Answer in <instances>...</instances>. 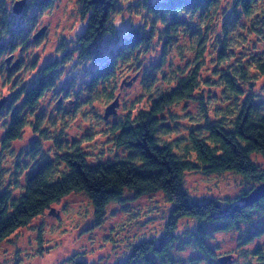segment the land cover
<instances>
[{"label": "trees", "instance_id": "obj_1", "mask_svg": "<svg viewBox=\"0 0 264 264\" xmlns=\"http://www.w3.org/2000/svg\"><path fill=\"white\" fill-rule=\"evenodd\" d=\"M55 2L26 0L23 11L15 13L7 0H0V57L4 58L0 59V75L15 88L0 108V115H6L7 125L1 146L7 147L21 137L28 114L34 117L35 123L31 122L33 129L44 139L51 137L49 130L40 128L44 116L32 111L47 91L59 85L64 62L74 52L80 60L95 63L89 69L91 79L84 90L89 102L105 97L112 100L110 105L116 104L113 91L107 89L120 63L132 60L137 63L138 55L149 51L156 38L162 41L163 57L159 64H153L152 67L155 72L161 71L163 79L169 83L167 89L157 88L154 92L152 86H145L148 107L137 109L136 112L129 110L122 119L112 123L110 132L114 136L115 146L126 149L125 156L120 159L88 164L86 154L77 148V144L74 150L67 151L55 137L52 139L57 149L52 159L39 150L38 143L33 144L32 154L43 156L44 160L28 174L19 196L14 197L12 188L2 189L0 182V243L73 192L84 191L87 194L99 221L111 202L130 198L128 193H132V198H139L161 190L173 205L166 224V234L157 241L148 239L135 245L120 264H163L169 259L174 264L171 249L176 238L173 234L169 237L168 232L173 233L175 221L182 217L197 222L195 230L188 235L197 255L192 256L188 264H228L230 255L217 254V247L209 244L212 233L229 232L250 222L254 214H264V193L260 192L263 188L260 186L264 184V169L253 159L254 155L264 158V101L258 100L253 90L258 76H264V52L250 56L245 64L241 61L227 70L215 69L213 75L216 80L213 82L202 81L199 70L212 33V24L207 25L206 21L217 13L220 0H136V14L139 15L141 5L144 8L143 16H140L142 23L130 28L127 38L114 49L111 48L108 58L103 51L95 48L94 37L103 35L102 29L107 27L110 22L108 18L116 12V8L105 4L104 0H79L80 12L87 20V30L85 35L76 36L72 51L69 49V53L64 52L62 59L56 57L39 66L30 83L12 80L11 72L25 64L23 56L30 45L39 40L34 38L32 32L40 15ZM259 2L232 0V13L226 16L221 25L222 39L218 42L221 48L216 56L219 65L233 56L228 54L232 42V39L229 42L231 37L228 35L240 18L251 22L245 30L253 28L255 33H261L255 24L260 25L262 18L252 14ZM231 17L234 22L228 25ZM182 36L188 38V49L180 45ZM173 48L187 61V66L176 67L169 63L172 66L167 76L161 66L167 62L166 56ZM16 52L20 53L21 58L19 65L14 67L18 61ZM185 54L188 55L187 59L184 58ZM100 62L101 65H98ZM38 63V58H35L25 66L36 67ZM252 69L256 74H251ZM238 79L243 83H238ZM245 83L250 87L248 91L244 87ZM204 84L219 87L221 91L219 96L213 97V101L220 98L219 106L214 108L215 118H211L207 112L200 92ZM196 93H200L198 99L202 117L195 118L193 122L198 123V126L189 129L185 144L181 140H166L165 137L173 132L168 122L169 112L181 101L195 100ZM227 171L236 172L246 183L253 184L250 189L241 192L236 204L232 205L234 199L192 200L184 184L185 173L214 174ZM3 172L0 160V179ZM263 233V226H256L246 234L244 240L249 243ZM242 254L247 258V264H254V260L264 264L262 245L243 250Z\"/></svg>", "mask_w": 264, "mask_h": 264}, {"label": "rangeland", "instance_id": "obj_2", "mask_svg": "<svg viewBox=\"0 0 264 264\" xmlns=\"http://www.w3.org/2000/svg\"><path fill=\"white\" fill-rule=\"evenodd\" d=\"M15 1L7 0L12 8ZM77 2L80 5L79 0ZM135 2L136 0H134ZM231 5L221 6L219 3V7L216 9L217 13L213 15L212 19L206 21L207 25L212 24V33L199 70L202 81L213 82L216 80L213 75L215 69L227 70L241 61L245 64L250 56L261 55L264 52V16H261L260 12H256L258 17L262 18L261 26L255 24L261 33H255L253 28L245 30L251 22H246L244 17L240 18L237 26L228 35L229 38L231 37L229 42L232 39L231 45L228 47V54L233 56L221 65L217 63V51L221 48V43L218 42L222 39L221 25L226 16L232 13ZM67 7L68 5H64V8ZM80 8L81 6L77 9L80 19L86 20L83 18ZM129 11L132 15H129L127 20L119 17L117 13V18L123 23L122 32L127 35L131 27L142 23L140 16L136 14L138 13L137 8L129 6ZM63 15L64 10L60 0H56L50 9L40 15L32 33L36 35L44 28L45 32L36 43L30 45L23 56L25 64L35 58H38L39 63L36 67L24 64L13 70L11 72L12 80H17L19 83L22 80L30 83V79L37 74L39 66L56 57L62 59L64 52L69 53L68 50L72 49L76 36L80 32L77 30L69 36L67 32L75 13L72 11L67 13V22L63 19ZM135 16H139V19H135ZM233 22L231 17L228 25ZM182 37L179 39L180 45L188 49V38L187 36ZM111 48L112 46L108 44L103 50V54L108 58ZM145 52L143 55H138L137 63L135 60L120 63L116 76L108 84L107 90L113 91L118 101V104L116 102L117 106L110 108V112L107 111V108L112 107L111 99L100 97L89 102L86 98L84 90L87 86L86 83L91 79V70L89 69L95 63L89 60H80L76 52L72 53L70 59L64 62L65 65L70 66L61 69L60 75L66 73L65 78L59 80V85L56 88L47 91L32 111L44 116L40 128L49 130L51 137L44 139L33 129L31 122L34 121V117L32 114L26 115V125L31 129L30 134L24 128L18 140L3 147L1 138L5 131L0 133V160L4 169L0 179L2 189L12 188L14 197L19 196L28 174L41 165L44 160L43 156L32 154L31 146L38 143L39 150L54 159L57 144L53 141V137L61 141V145L67 151L74 150L75 144H77V148L86 154L88 164H95L98 161H113L125 156L126 149L115 146L113 142L114 136L110 132L112 123L120 119L121 110H123L124 116L129 110L136 112L137 109H141L139 107L141 104L148 105L145 86L149 84L148 86H152V92H154L157 88L167 89L169 83L163 79L161 71L155 72L152 67L153 64L157 65L162 61V41L156 38L150 50ZM15 56L18 60L21 58L19 52H16ZM184 58L187 59L188 55L185 54ZM166 61L163 67L161 66V70H164L167 76L172 65L187 66V61L181 58L175 48L166 56ZM102 62L98 65H101ZM87 70L89 71L86 72ZM29 72H31L30 79L24 80L23 77ZM145 73L148 75L145 76ZM251 74H256V71L252 69ZM146 77L147 79H144ZM261 77L264 76H258L253 90L257 99L264 101V82L259 83V90H257V83ZM4 83L10 85L12 90L0 101H6L15 89L11 82L4 81ZM249 89L248 86L246 91ZM200 92L206 103L207 112L211 118H215L214 108L219 106L220 98L213 101V97L220 95L219 87H209L204 84ZM199 95L200 93H196L195 100L181 101L169 112L168 122L173 128V132L170 136L165 137L166 140H181L183 144L187 143L186 137L189 129L198 126V123L193 120L202 117ZM46 97L47 99H45ZM138 98H140L139 102L135 103ZM101 112H103L104 127H100L97 132L88 121L92 118L100 119ZM0 117H6V115H0ZM29 117H32L31 121H29ZM73 122H75V127H73ZM5 124L6 120L4 119L0 127ZM101 137L106 138L102 139ZM176 151L179 152V149L176 148ZM253 159L260 168L264 169L262 156L254 155ZM184 184L188 191L189 189H202V194L199 196H192L189 192L193 201L201 202L207 198L234 199L232 205L237 203L236 198L242 191L253 186L252 183H246L241 175L230 171L214 174L187 172L184 175ZM232 187L238 188L239 191L231 192ZM260 192L264 193V187ZM127 195L130 198H125L124 201L111 202L106 208L105 215L98 221L93 203L84 191L69 194L52 205L42 215L34 218L26 227L18 229L0 243V264H120L130 255L135 245L148 239L157 241L166 234V224L173 209V205L165 198L161 190L144 194L139 198H132L131 192ZM191 220L193 219L187 217L177 219L173 233L168 232L169 237L173 234L176 238L171 249V257L175 259L174 264H188L189 259L197 255L194 246L189 242L188 235L195 230L197 224L195 220V226L188 227L187 224ZM256 226L264 228V214H254L250 222L241 224L240 227L229 232L212 233L208 242L217 247V254L230 255L228 264H247V258L242 256L243 250H252L258 244L264 246V233L249 243L244 240L246 234L250 230H254ZM254 261V264H259L256 260ZM163 264L173 263L169 259Z\"/></svg>", "mask_w": 264, "mask_h": 264}, {"label": "clouds", "instance_id": "obj_3", "mask_svg": "<svg viewBox=\"0 0 264 264\" xmlns=\"http://www.w3.org/2000/svg\"><path fill=\"white\" fill-rule=\"evenodd\" d=\"M60 2H61L62 9L64 10L63 19L66 22L68 21L67 13L69 11H72L75 13L73 19L70 22L71 26L69 27L67 34L69 36H71V35H73V33L77 32V30H79L81 35H85L86 30H87V24H86V20L80 19V13L77 11V9L79 8L80 5L78 4L77 0H60ZM81 2H83V0H81ZM231 2H232V0H220V5L221 6H224V5L230 6ZM104 3L109 5V6L116 8L117 11L114 12L112 14V16L108 18L110 22L107 24V27L105 29H102L103 35H100L98 37H94V39H96L95 48L99 49L101 51H103L105 45H108V44H110L112 46V48L114 49L117 45V42L123 41L124 39L127 38V33L122 32L123 23L120 19L117 18V13L119 14V17H123L125 20H127L129 15H132L129 11V6H131L133 8L136 7L134 0H104ZM64 5H68V7L64 8ZM121 6H123V7H121ZM143 12H144V8H143V5H141V7L139 9V16H143ZM256 12H260L261 16H264V0H260V2L257 5H255L252 14L256 15ZM139 16H135L134 18L139 19ZM81 25H84V27H81ZM161 27H162V25H161ZM233 35H235V33H233ZM0 59H4V58L0 57ZM69 66L70 65H65L66 68ZM65 75H66V73L61 74L59 77V80H63L65 78ZM30 77H31V72L25 74L23 79L27 80V79H30ZM249 78H250V74H249ZM237 82L243 83V81H240L239 79ZM260 82H264V77H261V80L258 81L257 90H259V83ZM244 87L247 88L246 83L244 84ZM11 90L12 89H11L10 85H6L4 83L3 77L0 76V99H3L4 97L8 96L10 94ZM45 99H47V97ZM18 102L19 101H17V103ZM139 107L147 108L148 105L147 104H141ZM119 118H121V119L123 118V110L120 111V117ZM4 119H6V117H0V125L3 124ZM28 119H29V121H31L32 117H29ZM88 123H90L92 125V127L98 132L100 127H104L103 112L100 113V119L92 118L88 121ZM6 127H7V125L0 127V133H3L5 131ZM57 127H59V126H57ZM73 127H75V122H73ZM25 129L29 134L31 133V129L27 125L25 126ZM101 138L103 139L106 137H101ZM93 150H95V149H93ZM203 191H206V190H203ZM238 191H239L238 188H235V187L231 188V192H233V193L238 192ZM189 192L192 196H199L202 194V189H200V188L189 189ZM187 226L188 227H194L195 226V220L189 221ZM181 227H183V225H181ZM177 231H180V229H177Z\"/></svg>", "mask_w": 264, "mask_h": 264}, {"label": "water", "instance_id": "obj_4", "mask_svg": "<svg viewBox=\"0 0 264 264\" xmlns=\"http://www.w3.org/2000/svg\"><path fill=\"white\" fill-rule=\"evenodd\" d=\"M25 4H26V0H16L15 2H14V5H13V11L15 12V13H21L22 11H23V9H24V6H25ZM44 32H45V28L42 30V31H39L36 35H34V38L35 39H38L42 34H44ZM19 65V60L18 61H16L15 63H14V67H17ZM3 102H4V100L3 101H1L0 102V108L2 107V105H3ZM116 102H117V104H118V101L116 100ZM117 104H114V105H112L113 107L114 106H117ZM113 107H109V108H107V111L108 112H110V108H113ZM260 187H264V184L262 185V186H260Z\"/></svg>", "mask_w": 264, "mask_h": 264}]
</instances>
